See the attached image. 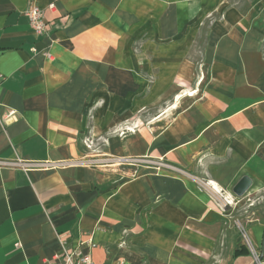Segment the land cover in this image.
<instances>
[{
	"label": "crops",
	"instance_id": "crops-1",
	"mask_svg": "<svg viewBox=\"0 0 264 264\" xmlns=\"http://www.w3.org/2000/svg\"><path fill=\"white\" fill-rule=\"evenodd\" d=\"M212 15L202 78L189 54ZM243 176L264 191V0H0V264H54L58 236L92 264H212ZM246 232L264 262V217ZM224 264L253 260L236 245Z\"/></svg>",
	"mask_w": 264,
	"mask_h": 264
},
{
	"label": "rangeland",
	"instance_id": "rangeland-1",
	"mask_svg": "<svg viewBox=\"0 0 264 264\" xmlns=\"http://www.w3.org/2000/svg\"><path fill=\"white\" fill-rule=\"evenodd\" d=\"M230 5H236L240 10H246L249 7L251 0H228ZM213 19H216V15H212L209 18H207L201 25L199 35L197 38V42L195 43V46L191 49V52L189 54V58L193 61H199L197 64L198 72L201 75V77L206 78L207 75V68L200 64L201 59V53H202V47H203V41L204 37L207 31V28L209 26V23L213 21ZM184 86V85H182ZM182 95L183 97L181 99H178V95ZM186 93H178L176 96H172L169 101H167L162 108H155L153 110L146 109L144 115L145 123L149 121L152 117H159L160 115H163V113H167L165 115V118L162 119V123H167L169 121V118L173 115L175 111H177L179 108H184L187 105L188 99H185ZM172 105V106H171ZM173 106H177L175 110L172 109ZM141 115H139L141 117ZM93 151H97L99 148L102 149L103 146L92 144ZM92 152V151H91ZM234 196L233 204H229L222 206V211L229 217L228 221L229 224L225 226V232L229 234V239L227 242H220L219 243V256L215 258L212 264H224L226 260L229 258L231 251L234 246L236 245H242L246 249V251L250 254L251 259L253 260V256L251 254V251H253V248L251 246L249 236L246 232L247 226L249 225V220L252 219H261L264 217V191L248 195L247 193L243 197H236ZM226 203V201H225ZM227 204V203H226ZM253 244V241H252ZM254 245V244H253Z\"/></svg>",
	"mask_w": 264,
	"mask_h": 264
},
{
	"label": "built area",
	"instance_id": "built-area-1",
	"mask_svg": "<svg viewBox=\"0 0 264 264\" xmlns=\"http://www.w3.org/2000/svg\"><path fill=\"white\" fill-rule=\"evenodd\" d=\"M54 4H50L48 6V10H53ZM24 16L27 20L28 27L31 33L35 36V38L40 39L46 36V31L49 26V22L45 20L44 12L42 9L35 5H28V7L24 11ZM46 56H48L46 54ZM12 112H9L8 116L11 115ZM8 119L4 122L7 123ZM134 127V128H133ZM131 128H126L128 132H133L137 129V124H134ZM120 136L123 133H119ZM92 143L87 144L86 147L93 152ZM139 162V160L129 159V158H106V160H99V158H90L84 162V165L88 166H117L118 168H125V167H134ZM3 164V163H1ZM11 166H21L23 167L22 163L20 162H13L10 164ZM23 169H26L23 167ZM136 171H133L131 176L132 178L135 177ZM58 242L61 249L60 254L55 255L53 258L54 264H92L91 257L89 255H84L78 250H67L66 243L62 236H58ZM87 245L90 248H93L95 245L93 244L92 240L87 242L81 243L80 245ZM253 256V264H264V262L260 259V257L255 253V251H251Z\"/></svg>",
	"mask_w": 264,
	"mask_h": 264
},
{
	"label": "water",
	"instance_id": "water-1",
	"mask_svg": "<svg viewBox=\"0 0 264 264\" xmlns=\"http://www.w3.org/2000/svg\"><path fill=\"white\" fill-rule=\"evenodd\" d=\"M251 184L252 182L249 177H241L232 188L233 195L236 197H243L249 191Z\"/></svg>",
	"mask_w": 264,
	"mask_h": 264
},
{
	"label": "bare ground",
	"instance_id": "bare-ground-1",
	"mask_svg": "<svg viewBox=\"0 0 264 264\" xmlns=\"http://www.w3.org/2000/svg\"><path fill=\"white\" fill-rule=\"evenodd\" d=\"M196 93L195 92H187L185 94L186 97H193ZM183 96L180 94L178 95V99H181ZM172 106V105H171ZM177 108V106H173L172 109L175 110ZM167 114V113H166ZM216 188V187H215ZM220 191V190H219ZM227 204H233V199L232 198H229V201H226Z\"/></svg>",
	"mask_w": 264,
	"mask_h": 264
},
{
	"label": "trees",
	"instance_id": "trees-1",
	"mask_svg": "<svg viewBox=\"0 0 264 264\" xmlns=\"http://www.w3.org/2000/svg\"><path fill=\"white\" fill-rule=\"evenodd\" d=\"M237 252H238V250L235 251V253H237Z\"/></svg>",
	"mask_w": 264,
	"mask_h": 264
}]
</instances>
